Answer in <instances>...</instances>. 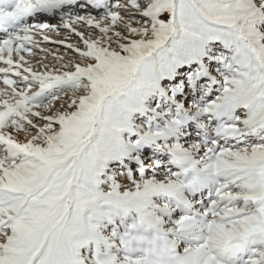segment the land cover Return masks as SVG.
I'll list each match as a JSON object with an SVG mask.
<instances>
[{"label": "snow or ice", "instance_id": "1", "mask_svg": "<svg viewBox=\"0 0 264 264\" xmlns=\"http://www.w3.org/2000/svg\"><path fill=\"white\" fill-rule=\"evenodd\" d=\"M0 264H264V0H0Z\"/></svg>", "mask_w": 264, "mask_h": 264}, {"label": "rangeland", "instance_id": "2", "mask_svg": "<svg viewBox=\"0 0 264 264\" xmlns=\"http://www.w3.org/2000/svg\"><path fill=\"white\" fill-rule=\"evenodd\" d=\"M55 38V37H54Z\"/></svg>", "mask_w": 264, "mask_h": 264}]
</instances>
